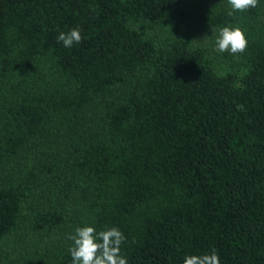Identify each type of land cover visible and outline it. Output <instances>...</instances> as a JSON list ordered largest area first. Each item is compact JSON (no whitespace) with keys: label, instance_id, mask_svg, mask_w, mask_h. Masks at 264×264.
Segmentation results:
<instances>
[{"label":"trees","instance_id":"1","mask_svg":"<svg viewBox=\"0 0 264 264\" xmlns=\"http://www.w3.org/2000/svg\"><path fill=\"white\" fill-rule=\"evenodd\" d=\"M0 0V264H264V0ZM226 26L245 52L216 51ZM79 27L64 47L59 32Z\"/></svg>","mask_w":264,"mask_h":264},{"label":"clouds","instance_id":"2","mask_svg":"<svg viewBox=\"0 0 264 264\" xmlns=\"http://www.w3.org/2000/svg\"><path fill=\"white\" fill-rule=\"evenodd\" d=\"M231 7L228 15L233 12H244L256 8L259 0H228ZM82 32L79 27L68 32H59L57 41L64 47L82 42ZM216 51L239 54L246 51L248 39L240 27L226 26L219 30L215 40ZM68 239L73 242L69 251L71 264H128L127 257L122 254L121 246L126 237L122 231L113 226L97 231L95 226L77 227ZM184 264H221L219 253L213 250L210 254L190 255L185 257Z\"/></svg>","mask_w":264,"mask_h":264}]
</instances>
